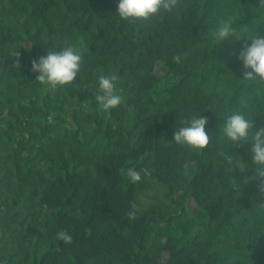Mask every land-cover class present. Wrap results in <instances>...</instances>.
<instances>
[{"label":"trees","instance_id":"obj_1","mask_svg":"<svg viewBox=\"0 0 264 264\" xmlns=\"http://www.w3.org/2000/svg\"><path fill=\"white\" fill-rule=\"evenodd\" d=\"M118 2L0 0V264H264L251 142L223 135L233 113L264 128V82L243 80V38H215L224 20L264 35V0H179L135 23ZM69 45L81 71L50 91L31 61ZM110 73L123 103L104 113L94 97ZM193 116L208 120L198 153L173 143ZM133 167L147 173L135 184Z\"/></svg>","mask_w":264,"mask_h":264},{"label":"clouds","instance_id":"obj_2","mask_svg":"<svg viewBox=\"0 0 264 264\" xmlns=\"http://www.w3.org/2000/svg\"><path fill=\"white\" fill-rule=\"evenodd\" d=\"M179 0H119L117 15L123 21L135 23L136 21H148L152 17L160 15L162 11L171 12L178 5ZM232 36L243 38L241 50L237 55L242 65V76L245 81L259 79L264 82V35L244 38L237 36L230 20L221 21L215 31L217 41H224ZM250 42V43H249ZM14 67L20 68L19 53ZM181 57L174 56L173 60L179 63ZM83 57L76 47L69 45L63 49L48 50L47 55L40 56L31 61V71L37 73L35 80L50 91H56L67 85H72L81 71ZM119 77L115 73L100 75L98 79V91L95 101L101 111L110 113L123 103V97L118 94L117 82ZM183 126L177 128L173 134V143L186 147L191 151L201 152L210 142V136L206 132L208 120L206 117L193 116L183 122ZM254 124L242 113L229 115L223 125V135L234 145L251 142V163L256 166L257 192L264 194V128L252 131ZM146 170L128 168L126 175L130 183H139L141 173ZM129 219L135 218V212L128 213ZM57 239L66 244L72 243V236L65 230L57 233Z\"/></svg>","mask_w":264,"mask_h":264},{"label":"rangeland","instance_id":"obj_3","mask_svg":"<svg viewBox=\"0 0 264 264\" xmlns=\"http://www.w3.org/2000/svg\"><path fill=\"white\" fill-rule=\"evenodd\" d=\"M162 193H163V190H158L156 192H151L149 194H146L139 199L138 205L140 206L147 205L153 202L154 200L160 198ZM190 206L192 207V209H195V208L197 209V205L195 204V202H190Z\"/></svg>","mask_w":264,"mask_h":264}]
</instances>
